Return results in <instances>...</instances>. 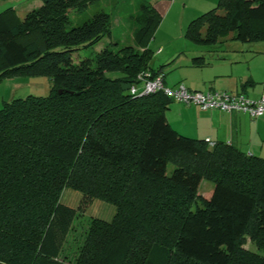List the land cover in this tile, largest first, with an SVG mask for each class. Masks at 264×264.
Masks as SVG:
<instances>
[{"label":"trees","instance_id":"obj_1","mask_svg":"<svg viewBox=\"0 0 264 264\" xmlns=\"http://www.w3.org/2000/svg\"><path fill=\"white\" fill-rule=\"evenodd\" d=\"M90 1L0 10V80L48 79L46 94L0 105V264H264L244 246L264 249V157L178 132L165 117L173 99L160 90L121 88L139 72L162 73L150 64L161 18L150 2L131 15L130 43L74 60L110 34L102 9L68 25V11ZM184 35L207 45L264 40V0H216ZM201 179L212 182L207 195ZM66 187L80 193L75 206L61 201ZM94 198L113 214L90 217L74 253L59 258L73 217Z\"/></svg>","mask_w":264,"mask_h":264},{"label":"crops","instance_id":"obj_2","mask_svg":"<svg viewBox=\"0 0 264 264\" xmlns=\"http://www.w3.org/2000/svg\"><path fill=\"white\" fill-rule=\"evenodd\" d=\"M142 1L150 2L161 15L148 47L153 58L150 64L163 73L166 84L181 82L190 89H225L244 92L250 98L259 96L264 88V40L236 42L237 39L227 36L207 45L194 43L184 35L187 22L213 6L216 0ZM39 3L40 0H8L2 9L11 6L22 16ZM166 70L170 72L167 75ZM7 79L11 97L25 80L21 76ZM165 117L184 135L228 142L248 154L264 157V113L250 117L241 111L200 109L173 100L165 110Z\"/></svg>","mask_w":264,"mask_h":264},{"label":"rangeland","instance_id":"obj_3","mask_svg":"<svg viewBox=\"0 0 264 264\" xmlns=\"http://www.w3.org/2000/svg\"><path fill=\"white\" fill-rule=\"evenodd\" d=\"M138 1L140 0H92L81 11L69 10V24L73 25L81 22L83 19L89 17L93 12L97 10H105L110 14V34L103 36L97 43L91 46L80 47L71 53V57L77 60L84 55H93L95 51L99 50L104 45L114 47L111 42H118L119 44L130 43L131 30L136 25V22L132 18L138 10ZM0 9L5 5H8V0H0ZM222 38V37H221ZM236 42H242L237 39ZM256 42V41H253ZM150 63H153V58L150 59ZM116 72L110 74L114 75ZM166 70V75L169 74ZM24 78V84L14 89L13 96L30 94H46L48 91V79L44 75L27 76ZM10 80L7 78L0 80V105L3 100L8 99L11 95L8 88L10 86ZM168 85V84H167ZM172 86V85H169ZM212 188V182L201 179L197 186V191L202 195H207L209 189ZM80 193L78 190L71 187H66L62 191L61 201L75 206L78 203ZM193 206V204H192ZM114 212L113 204L104 200L94 198L87 203V205L76 212V215L72 219L71 227L67 231L65 242L60 250L59 258L65 254L70 256L76 250V245L80 243L82 238V232L88 223V219L92 216H98L101 218L109 219ZM244 246L257 251L264 255V249H258L255 245L246 239Z\"/></svg>","mask_w":264,"mask_h":264},{"label":"built area","instance_id":"obj_4","mask_svg":"<svg viewBox=\"0 0 264 264\" xmlns=\"http://www.w3.org/2000/svg\"><path fill=\"white\" fill-rule=\"evenodd\" d=\"M136 77L139 81L129 85L130 93L144 94L160 90L173 100L185 104H194L200 109L217 108L226 112L241 111L250 117L264 113V88L258 97L250 98L241 91L190 89L181 82L169 86L164 82L160 72L149 76L148 71H142Z\"/></svg>","mask_w":264,"mask_h":264},{"label":"water","instance_id":"obj_5","mask_svg":"<svg viewBox=\"0 0 264 264\" xmlns=\"http://www.w3.org/2000/svg\"><path fill=\"white\" fill-rule=\"evenodd\" d=\"M129 87V84L128 83H122L121 84V88L122 89H127Z\"/></svg>","mask_w":264,"mask_h":264}]
</instances>
